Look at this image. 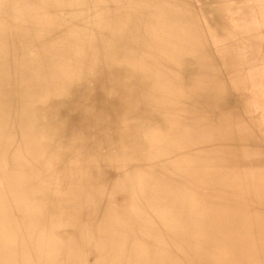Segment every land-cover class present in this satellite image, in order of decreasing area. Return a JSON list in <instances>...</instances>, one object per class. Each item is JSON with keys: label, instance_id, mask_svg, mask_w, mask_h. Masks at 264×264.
I'll list each match as a JSON object with an SVG mask.
<instances>
[{"label": "rangeland", "instance_id": "374dc122", "mask_svg": "<svg viewBox=\"0 0 264 264\" xmlns=\"http://www.w3.org/2000/svg\"><path fill=\"white\" fill-rule=\"evenodd\" d=\"M15 1L12 6L13 20L11 19V25H15V23L20 26L23 23L24 25L26 24L25 27L23 26L25 30L24 39L18 43L20 44L19 49L22 56L33 58L39 48L42 47L41 45L46 43V41H31L32 34L36 33V30L40 27L38 22L41 19H38V11L36 10L40 0ZM130 1L124 0V3L122 0L118 6L116 5L117 9L120 10L122 5ZM186 3L191 15H193V19L196 21L195 24L204 33V40L201 41L204 44L202 45V50L208 56L202 55L203 60L207 64L211 63L209 64L210 67H212V64L219 66L220 71L226 77V89L232 93V97H229L228 101H224L225 104L229 103L231 105L230 113L233 117L237 116V113L239 115L242 114V111L244 113L243 108L241 109L234 105L237 96L243 97L244 95L247 97L248 92L246 93V91L232 86L231 81L238 69L244 71L245 74L247 66L239 63L235 65L228 64L225 54L221 50L227 47L235 48L240 42L238 39L242 36H228L225 33L233 26L243 24L245 20L254 22L261 20L264 25V0H186ZM241 6L242 12L239 11ZM163 7L165 6L162 3L161 6H158V8ZM6 10L0 6V27H3L6 23L7 19L4 17ZM71 11L72 8L66 4V6L56 7L54 16L71 24ZM106 12H110V10L107 9L104 13ZM237 16H240V18H237ZM131 18L129 21H125L126 23L121 21V24L123 23L121 26L124 25V28H126L130 23H134L135 20ZM180 24H182V17L178 21V25ZM165 25H167V22ZM168 26L161 30V25L158 21L149 25L145 35L142 37L141 46L139 45L140 47L133 52L131 66L126 69L122 67L119 70L115 80L117 84L116 92L118 93L113 97L104 98L105 96L99 93L101 86L96 85L90 79L91 65L86 64V66L83 65L84 68L82 66L81 68L80 66L76 67L77 72L73 74L72 78L70 75L68 79L70 83L66 85V89L54 86L47 87L38 92L37 95L35 94L34 97L32 96L30 101L26 100L23 105H19L14 111L20 115L19 112L25 107H35L38 113L32 111L30 112V117L23 119L19 123L14 122V124L12 122L8 124L9 115L6 110L4 115L0 114V148H3L6 153L3 156L0 152V191L2 190L3 198L6 200V205H0V264H48L51 261L53 262V259L56 264H264V247L257 245L260 248H253L254 254L250 256L248 245V248L236 247L235 245L236 237L242 239L240 243L243 247L244 243L248 244L252 231L256 233L257 238H260V225L256 222L254 213L250 215L247 211L233 208L231 211L236 210L240 216L241 224L239 223V226L233 221L230 211L224 217L219 216L224 219L223 225H216L206 231H198L200 237L189 239L181 236L180 228L188 219L186 215L190 213L184 211L183 204H186L188 206L187 210H189L192 208V204H201L203 203V198L208 197L205 192V174L210 168L208 166L209 160L207 161L209 157L200 159L199 167H196L197 159L195 160L194 168L190 170L183 169L184 162H189L192 159V153L185 152L179 156L177 148L174 150L175 148L173 147L175 146L174 136L169 141H164L163 145H159L158 138H156L157 132L153 133L155 142L151 150L145 149L142 141L135 144L129 141V146L127 144L125 148L115 151L109 148L113 140L105 138L98 143L93 155L90 156L88 155L90 145L88 146V141L86 140L88 139L86 124H84L85 128L82 126V130L74 129L71 133L63 135L59 133V128L56 129L59 122L65 117L68 107L71 108L73 119L78 118L80 114L79 108L73 107L72 104L82 103L74 100L75 95L77 97L83 95L86 99H82V101H89L97 105L99 111H97L96 123L98 125L107 124L111 119L110 107L128 83L130 76L131 78L140 77V80L131 86L136 90L137 97L142 100L144 91L141 87L143 83L145 84L146 79H150L154 72L153 67L163 65L170 52L172 54L176 49L179 52L184 46V35L179 32L178 35L175 34L179 48H177L176 43L172 44L171 41L169 42L170 34L173 31L175 32L177 28L174 29L171 26L169 28ZM188 26L185 27V30H188ZM69 27L70 25L62 26V31L65 28L69 29ZM255 31L254 33H256ZM78 32L80 30L76 26L74 35H71V37L66 36L62 38L63 40L60 39L61 42L56 46L59 48L55 47L57 50L60 49L59 53L54 57H49L47 62L43 64L44 68H55L56 73L61 76L71 68V63L75 59L73 48L79 42H84V37L81 34L79 35ZM120 32L122 31H117L118 34H121ZM4 33V31H0V42L3 40ZM54 33L58 34L59 30L54 31ZM258 33L260 34V38L257 41L258 47L261 49H259L260 54L264 58V26L259 29ZM68 47L69 49H67ZM79 51L81 50L79 49ZM79 51H75L77 55L80 54ZM179 53L180 58L178 59L180 63H177L179 67L177 68L176 64L169 63L170 69H175V71L170 73L176 78H186L187 72L183 69L187 65L181 63V61L183 56L191 59V54L188 55V51H184V53L180 51ZM76 54L75 56H77ZM6 61L7 56L4 59L0 58V71L2 70L9 77V80H12L10 84H5L6 89L12 90L17 98L23 99L26 93L35 85V81L39 79L38 72L34 69L24 74L22 71L20 73L16 70L18 75L15 72L13 73L16 74L15 76L13 74L10 76V73H12L11 69H2ZM141 61L142 66L140 64ZM136 64L141 66H138L137 70L134 68ZM75 66H78V64L76 63ZM156 71L158 72V69ZM262 72L264 74V64ZM159 73L163 76L161 70H159ZM0 98H3L1 90ZM4 100L11 107L9 98ZM191 106L198 107V104L191 103ZM1 107L0 104V111ZM224 108L226 109L227 107L224 106ZM137 109L140 117L146 107L140 106ZM37 117H40L39 119L43 118V120L48 119L51 123H47L48 120L34 123L33 119ZM68 120L71 121L70 119ZM257 122L259 121H255V124ZM209 124L210 121L207 122V126ZM211 124L213 123L211 122ZM70 125V123H67V126ZM50 129H52V135H59L60 137L62 135L60 141L53 142L55 136L50 137ZM117 130L128 141L127 139L133 132L131 120L121 121L117 126ZM34 133L39 135L37 134V137H34ZM255 137L254 151L257 153L256 156L259 154L264 155V151L262 152L264 150V135L261 129L259 134L257 130ZM25 140H31L32 143H35L34 151L28 161L20 160L17 154L21 152V144ZM47 142H52V144L49 145ZM156 143L159 150L162 152L168 150L171 153L168 157L165 156L162 159L163 172L160 174L156 169L152 170L155 162L149 161L152 160L151 154L158 153V156H161L160 151L156 150ZM15 150L17 151L14 153ZM23 151L27 155V149ZM42 154L45 156L43 159ZM123 156L125 159L122 158ZM84 157L88 159V165L90 163L93 165L94 171L100 175V179L103 181V188L99 186H96V188L104 191L114 188L116 191L117 196L113 199L114 211L118 212L117 220H115L117 221L116 224H110L111 227L108 228L102 226L99 223L100 221H97L98 225L103 227L104 230L102 231L107 232L108 229H111V231L107 232V235L102 233L98 227H95L87 216L86 212H91L88 209L90 208V202L82 200V197L78 194L68 193V188L70 187L68 183L72 184L75 181L72 179L71 173L69 176V171L66 169L84 170V164L87 165ZM16 161H18V164H16ZM160 161L158 159V163ZM38 163L40 165L39 169H36L31 174V166ZM147 164L149 169L152 170L149 174L146 173ZM252 166L257 167L255 165ZM125 168H129L130 172L111 177V179L106 178L109 172H120ZM259 168H253V170H259ZM86 170L87 168L85 167V173ZM79 175L80 178H83V172H80ZM66 176H68L67 182L63 192H61L60 185ZM165 178L170 179V182L165 181ZM13 181L15 183L10 186L9 182ZM178 185L186 190L187 199H184L182 205L177 207L176 204L181 198V193L178 189L172 188H175V186L177 188ZM191 191L194 193L193 196H191ZM212 193H209V195ZM75 196H78V198ZM66 197L69 198L64 203V198L66 199ZM190 197H192V200ZM54 201L61 204L57 207L54 205ZM62 203L64 204L62 205ZM117 217L122 218V220ZM249 220H251V224H248ZM118 221L122 223L118 224ZM187 225L189 234L196 232V223L189 220ZM76 226L79 227L78 230ZM215 228H217L216 232L214 231ZM73 238L74 240H72ZM8 242L11 243L9 246H7ZM85 247L90 248V251L87 252ZM36 253H38L37 257ZM243 254L246 255V258H242ZM67 258L69 260H66Z\"/></svg>", "mask_w": 264, "mask_h": 264}, {"label": "bare ground", "instance_id": "6f19581e", "mask_svg": "<svg viewBox=\"0 0 264 264\" xmlns=\"http://www.w3.org/2000/svg\"><path fill=\"white\" fill-rule=\"evenodd\" d=\"M14 1L15 0H0V6L4 10L8 8L5 11L6 14H4V17L7 19L6 23L3 27H0V31L2 30L5 32L3 40L0 42V58L2 57V59H4V57L7 56V61L4 62L2 69H11L12 73H10V76L15 72L18 75L17 71L27 74L36 69L39 79L35 81V85L28 91V93H26L25 98L20 99L16 97L15 92H12V90L8 88V90L6 89L5 84H10L12 80H9V77L5 75L2 70L0 71V90L3 95V98H0V104L2 106L0 114L4 115L5 110L8 112V124L10 122L13 124L14 122L19 123L23 119L30 117V112L32 111L38 113L35 107H25L19 112L21 116L14 111L19 105H23L26 100L30 101L32 96L34 97L35 94L37 95L38 92L47 87L54 86L66 89V85L70 83V80H68L70 75L72 78L73 74L77 72L76 67L80 66L81 68V66H86V64L91 65L90 79L96 85L101 86L99 88V93L104 95V98L113 97L118 93L116 92L117 84L115 82L117 74L122 67L123 69H126L128 66H131L133 52L141 46L142 37L145 35L149 25L158 21L161 25V30H164L168 25L169 28L170 26L174 27V29L177 28L175 32L173 31L170 34L168 40L169 42L171 41L172 44L176 43L177 48H179V43L177 44L175 34L178 35L179 32L181 35H184V46L187 45L186 47L183 46L184 49L182 48L180 51L183 53L184 51H188V55L191 54V59L187 56H183V60L181 61V63L187 65V67H184L183 69L187 72L186 78H176L170 73L175 71V69H170L169 63L176 64L177 68L179 67L177 63H180V60L178 59L180 58V51L178 52L176 49L172 54L171 52L168 54L169 56L166 57L163 65L161 64L159 67H153L154 72L150 79H146L145 84L143 83V86L141 87L144 91L142 100L137 97L136 90L131 86L135 84L136 81H139L140 77L131 78L130 76L128 83L124 86L123 90L119 93L117 100L110 107L111 119L107 124L98 125L96 123L95 119L97 111H99L97 105L92 104L89 101H82V99H86L83 95H79V97L75 95L74 100L81 101L82 103L72 104L73 107L75 106L79 108L80 114L78 115V118H76L77 120L73 119L71 108L68 107L65 112V117L62 118L57 125V128H55H59V133H62L63 135L65 133H71L74 129L82 130V126L84 127V124H86V133L88 137L86 140L88 141V146L90 145V149L88 150V155L90 156L93 155L98 143L105 138L113 140L109 145V148L117 151L118 149L120 150V148H125V145H127L129 141L132 142V144L142 141L145 146L144 148L151 150L155 142L154 132H157L156 138H158L159 145H163L164 141H169L171 137L174 136L175 146L173 147L175 148L174 150L177 148L179 156L181 154L183 155L185 152L192 153V159L189 162H184L183 169L186 168L187 170H190L194 168L195 160L197 159L198 162L196 167H199L200 159H203L204 157H209V159L207 158V161L209 160L208 166L210 167L205 174V192L208 197L203 198V203L200 202L201 204H192V208L189 210H187L188 206L183 204L184 211L190 213L186 215L188 216V219H186V222L180 228L181 236L189 239L200 237L198 231H206L216 225H223L224 219L221 217H224L233 208H236L247 211L250 215H252L251 213H254V218L260 225L261 231L260 238H257L256 233L252 231L250 242L248 244L244 243V247L240 243L242 239L236 237V247L248 248L249 246L250 256H253L254 254L253 248H260L257 245L264 247V155L259 154L256 156L257 153L254 151L256 141L255 134H257V130L259 134L260 124L264 121V96L262 93L264 89V74L262 72L264 58L260 54L261 49L258 47L257 42L260 38L258 31L264 26L261 20L257 22L245 20V23L230 28L225 32L226 35H240L242 36L238 39L240 42L235 48L227 47L221 50L224 52L228 64L235 65L236 63H239L249 67L247 75L242 77L239 75V79L237 78L238 76L236 77V75H234V80L232 79L233 81H231V83L232 86L240 88L242 91H246V93L248 92V99L246 100L244 95L243 97L239 95L236 98L234 106L245 110L246 105L244 101L246 100L249 102L250 106H254L256 109H263H261L262 114L258 118L259 122L255 124V121L257 120L248 116L247 113H243V111L240 115L237 113V116L235 117L230 113L231 105L229 103L225 104V102L229 100V97H232V93L228 92L226 89V77L220 71L219 66L212 64V67H210L209 64L211 63L207 64L206 61L203 60L202 55L208 56L202 50V45L204 44L201 41L204 40V33L202 29L198 28L197 24H195L196 21L190 13L186 0H131L122 5L120 10L117 9V6L122 0H40L36 9L38 11L37 17L38 19H41L38 22L40 27L36 30V33L32 34L31 41H46V43L41 45L42 47L39 48L37 54L33 58H27L21 55L19 49L20 44L18 43L20 41L22 42V39H24L23 35L25 30L23 26L25 27L26 24L24 25L22 22V26L17 25L16 23L15 25H11V19L13 17L12 6ZM161 3L164 4L165 7L158 8L159 5L161 6ZM66 4L72 8L71 24L54 16L56 7L66 6ZM107 9L110 10V12L104 13ZM239 11L242 12V6ZM181 17L182 24L178 25V21ZM130 18L134 19L135 22L128 23L129 26L126 28H124V25L121 26L123 24H121V21H129ZM237 18H240V16H237ZM166 22L167 25H165ZM188 24L191 27H189ZM69 25V29L65 28L62 31V26ZM76 26H78L80 30V32H78L79 35L81 34V36L84 37V42H79L73 48V56L75 59L71 63V68L66 71L63 76L57 74L55 68H44L43 64L47 62V59L51 56L54 57L59 53L60 49L57 50L56 48L59 47L56 46L59 45L61 40H63L62 38L74 35V28ZM186 26H188V30H185ZM56 30H59L58 34L54 33ZM118 30L122 31L120 32L121 34L117 33ZM254 31L256 33H254ZM51 37L52 39H50ZM67 49H69V47ZM79 49L81 51H79ZM76 50L79 51L80 54L77 55L75 52ZM75 54L77 56H75ZM76 63L78 66H75ZM140 64L141 66L143 65L142 61ZM182 65L184 66V64ZM138 66L141 67L139 64H136L134 68L138 69ZM157 69L158 72L156 71ZM159 70L162 71L163 76L159 73ZM16 74L13 75L15 76ZM3 87L5 88L3 89ZM7 98H9V101L11 102V107L8 106L4 100ZM169 100L170 102L168 103ZM191 103H197L198 107L191 106ZM140 106H145L146 109H143V115L139 117V111L137 108ZM224 106L227 108L225 109ZM244 114H246L247 117ZM39 118H34L33 122L41 123L48 120ZM123 120H131L132 123L133 132L127 139L128 141H126L125 136H122L117 130V126ZM209 121L210 124L207 126V122ZM211 122L213 124H211ZM47 123L51 122L48 120ZM67 123H70L71 125L67 126ZM37 134L38 133H34V137H37ZM49 135L50 137L55 136L53 142L60 141L62 137V135L61 137L59 135H52V129H50ZM47 143L49 145L52 144V142ZM129 145L130 144H128V146ZM34 146L35 143H32L31 140L23 141L21 144L22 150L20 153H17L18 158L20 160L28 161V158L34 151ZM155 147L156 150L158 149L157 151H160L161 156L159 157L158 153L151 154L152 160L149 161L155 162L152 170L156 169L160 174L163 172L162 159L165 156L168 157L171 153L168 150H166V152L159 150L158 144ZM24 149H27V155L24 153ZM16 151L17 150H15L14 153ZM263 151L264 150H262V152ZM0 152L3 156L6 154L3 148H0ZM44 157L45 156L42 154V159ZM122 158L125 159L124 156ZM158 159L159 161L161 160L160 163H158ZM84 160L85 163H87V165L83 163L87 168L86 173L84 171V166V170L72 169L69 167V169H66L69 171V176L71 173V177L75 181L72 184L68 183L70 186L68 188L69 192L68 190L66 191L70 194L71 192L78 194L82 197V200L90 202V208L88 209L91 212H86L87 216L93 222L95 227H98L102 233L107 235V232L111 231V229L104 232L102 231L104 230L102 226L110 228L113 223L116 224L117 222L115 220H117L116 216L118 212L114 211L113 208V199L117 196L116 191L114 188L108 191L97 189L96 186L103 188V181L100 179V175L94 171L93 165L91 163L88 165V159L84 157ZM253 162L255 163L252 164ZM16 164H18V161H16ZM252 165L257 167H253ZM39 166V163L31 166L32 170L30 169V173L32 174L36 169L38 170ZM253 168H259V170H253ZM123 170L120 172L111 171L106 178L111 179V177H117V175L130 172L129 168ZM152 170L149 169L147 164L146 173L149 174ZM80 172H83V178L79 177ZM67 178L68 176H66L65 180L60 185L61 192L64 190ZM166 180L168 183L170 182V179L165 178V181ZM14 183L15 181L9 182L10 186ZM215 186H217V188H215ZM172 189H178L181 193V198L176 204L178 207L182 205L184 199H187V193L180 185H178L177 188L175 186V188ZM211 192L215 194L213 195L212 193L209 195ZM191 193V196H193L194 193L192 191ZM3 197L1 190L0 205H6V200ZM75 197L78 198V196ZM67 198L69 197H66V199L64 198V203L67 201ZM190 199L192 200V197H190ZM64 203H62V205ZM59 204L61 203L54 201L55 206L58 207ZM13 207L15 208V206ZM230 214L233 221L239 226V214L236 210L231 211ZM117 218L122 220V218ZM189 220L197 225L196 232L193 234H189L187 231ZM251 220L248 221V224H251ZM97 221H100L99 223L102 226L98 225ZM120 223L122 222L118 221V224ZM227 223L229 224V222ZM202 226H204L203 229ZM76 228L77 230L79 229L78 226H76ZM216 229L217 228L214 230L215 232ZM72 240H74V238ZM245 241L247 240L245 239ZM10 244L11 243L8 242L7 246ZM86 249L87 252L90 251V248ZM37 254L38 253L35 254L36 257ZM69 258L66 260H69ZM242 258H246V255L243 254ZM197 261H199V259H197ZM48 264L56 263L53 259V262L51 261Z\"/></svg>", "mask_w": 264, "mask_h": 264}, {"label": "crops", "instance_id": "0c3cea01", "mask_svg": "<svg viewBox=\"0 0 264 264\" xmlns=\"http://www.w3.org/2000/svg\"><path fill=\"white\" fill-rule=\"evenodd\" d=\"M264 52V51H263ZM248 70H249V67L247 66V68H246V70H245V74H244V71H242L241 69H238L237 70V73H235V75H236V77L239 79V75H241V77L242 76H245V75H247V72H248ZM235 71V70H234ZM234 76V75H233ZM234 80V79H233ZM232 80V81H233ZM240 81V80H239ZM262 93H263V96H264V89H263V91H262ZM251 95V94H250ZM250 95H249V97H250ZM244 98H246V100L248 99V97H245L244 96ZM264 98V97H263ZM244 101V103H245V105L247 106H245V110H244V113H247L248 114V116H251V117H253V118H257L256 120L258 121V118L260 117V115L262 114V111H261V109H256L254 106H250L249 105V102H247V101ZM263 110V109H262ZM245 116L247 117V115L245 114ZM260 129L262 130L261 132H263V134H264V121H262L261 122V124H260ZM264 157V156H263Z\"/></svg>", "mask_w": 264, "mask_h": 264}]
</instances>
